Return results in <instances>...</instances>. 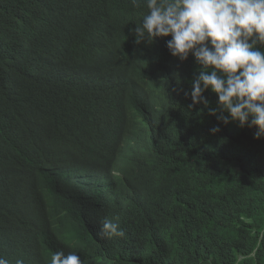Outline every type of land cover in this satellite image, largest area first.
I'll use <instances>...</instances> for the list:
<instances>
[{"label":"trees","instance_id":"obj_1","mask_svg":"<svg viewBox=\"0 0 264 264\" xmlns=\"http://www.w3.org/2000/svg\"><path fill=\"white\" fill-rule=\"evenodd\" d=\"M138 3L0 0V255L264 264V139L190 107L199 66L135 42Z\"/></svg>","mask_w":264,"mask_h":264},{"label":"clouds","instance_id":"obj_2","mask_svg":"<svg viewBox=\"0 0 264 264\" xmlns=\"http://www.w3.org/2000/svg\"><path fill=\"white\" fill-rule=\"evenodd\" d=\"M132 4L139 6L138 0ZM146 7L148 13L130 29L135 42L153 44L170 37V55L180 62L191 56L199 66L190 93H185L191 97L190 107L208 108L205 93L211 92L217 101L209 115L225 126L255 129L254 139H264V0H146ZM219 131V125L210 129L211 134ZM133 145L134 140L123 138L119 150L123 147L127 155ZM117 221L105 218L98 236L124 239ZM0 264L13 261L0 255ZM14 264L25 260L17 257ZM50 264L84 262L75 251L65 254L61 249L51 255Z\"/></svg>","mask_w":264,"mask_h":264},{"label":"rangeland","instance_id":"obj_3","mask_svg":"<svg viewBox=\"0 0 264 264\" xmlns=\"http://www.w3.org/2000/svg\"><path fill=\"white\" fill-rule=\"evenodd\" d=\"M124 145V144H123ZM119 156H127L126 154H125V152H124V149H123V147H122V150H121V153H120V155Z\"/></svg>","mask_w":264,"mask_h":264}]
</instances>
